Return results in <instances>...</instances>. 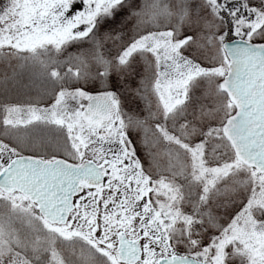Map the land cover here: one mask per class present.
Wrapping results in <instances>:
<instances>
[{"label": "snow or ice", "instance_id": "obj_1", "mask_svg": "<svg viewBox=\"0 0 264 264\" xmlns=\"http://www.w3.org/2000/svg\"><path fill=\"white\" fill-rule=\"evenodd\" d=\"M0 264H264V0H2Z\"/></svg>", "mask_w": 264, "mask_h": 264}, {"label": "rangeland", "instance_id": "obj_2", "mask_svg": "<svg viewBox=\"0 0 264 264\" xmlns=\"http://www.w3.org/2000/svg\"><path fill=\"white\" fill-rule=\"evenodd\" d=\"M0 2H2V0H0Z\"/></svg>", "mask_w": 264, "mask_h": 264}]
</instances>
